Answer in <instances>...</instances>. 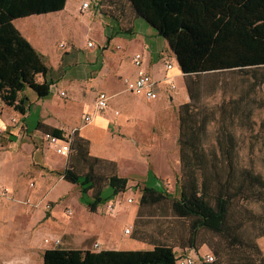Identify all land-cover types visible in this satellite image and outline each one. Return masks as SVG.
I'll list each match as a JSON object with an SVG mask.
<instances>
[{
  "label": "trees",
  "instance_id": "1",
  "mask_svg": "<svg viewBox=\"0 0 264 264\" xmlns=\"http://www.w3.org/2000/svg\"><path fill=\"white\" fill-rule=\"evenodd\" d=\"M127 1L135 17L145 19L166 39L179 61L189 94V101L179 108L181 176L176 192L170 194L162 185L145 184L141 204L170 200L174 215L190 219L189 246L183 255L188 249H198L196 241L203 229L245 250L225 262L220 250L215 249L217 259L200 264H264L257 242L239 233L245 222L242 217L249 210L244 204L258 202L264 206V175L243 161L240 141L228 128V124L238 122L245 125L243 118L250 119L256 110L264 109V0ZM64 7L65 0H0V100L21 114L27 107L22 94L32 90L39 98L47 97L65 70L54 71L46 56L16 28L14 20ZM118 23V32L134 30L123 21ZM206 76L213 80L205 84L202 79ZM219 91L218 103L203 101ZM253 124L249 123L251 127ZM41 127L52 135L64 136L62 129L41 125L38 129ZM211 128L213 141L209 139ZM74 135L68 138L70 149L87 158L89 140L77 132ZM59 174L80 187L81 200L91 212L128 189L129 178L113 172L107 176L110 192L105 193L102 187L89 197L88 191L100 184L94 164L82 174L71 162ZM261 228L259 236L264 235V224ZM177 256L173 245L161 243L153 249L130 251L56 247L43 253V264H177Z\"/></svg>",
  "mask_w": 264,
  "mask_h": 264
},
{
  "label": "rangeland",
  "instance_id": "2",
  "mask_svg": "<svg viewBox=\"0 0 264 264\" xmlns=\"http://www.w3.org/2000/svg\"><path fill=\"white\" fill-rule=\"evenodd\" d=\"M133 14L134 12L131 11L129 17H132ZM57 18L58 16H53L54 20ZM138 22L149 26L143 18H138ZM71 25L65 26L64 32H61L59 25L51 26L48 45L50 47L55 45L56 51L63 52L72 42H82L83 40L87 42L83 30L84 24L79 22V18L72 21ZM67 29L69 31H66ZM141 31H143V27L139 23L135 26L134 32L142 33ZM157 37H159V41L166 42L165 38ZM65 38L70 40H63ZM91 39L90 41L96 44L95 46L100 52V43L97 42L98 38L95 32L91 33ZM157 44L161 43L157 42ZM163 49L168 50L166 47ZM50 61L53 63V58ZM66 61L69 60L66 59ZM66 66V74L69 77L72 73H77L75 69L69 68L68 63ZM121 71L124 78L133 75L134 69L130 57ZM39 79L40 76L37 80ZM202 80L207 84L213 79L206 76ZM120 82L123 84H117L115 80L110 81L108 89H106L110 97L109 108L97 114L93 113L96 93L85 100L74 99L69 95L64 99L70 105L64 106L63 110L61 105L59 110L62 111L69 126L71 125L63 130L64 136L70 138L77 132L84 139L89 140V154L87 158H83L72 149L68 157L61 156L65 160L64 167H53L38 159L33 160L32 164L28 163L27 169L35 175L30 172L23 174L27 179V184L32 187L31 184L34 183L35 188L39 187L38 185H43L41 194L36 198L32 195L24 196L18 189L8 186L12 193L0 207V264H28V261H30L29 264H40L41 253L46 247L49 249L56 247L64 249L91 248L100 251L103 245L98 239L100 238L98 226L103 223H106L107 228L111 230L112 238L109 243H113V245H118L121 242L129 247L140 246L137 249H151L156 244H171L175 247L178 255L189 246L190 219L178 218L174 215L170 200L153 205L140 202L141 191L146 181L150 186L156 182V179L151 176L152 173L150 175L147 173L151 169L161 181L162 188L170 194L176 192L177 178L181 176L178 145L179 108L185 103L186 93L189 96L186 85H183L178 78L176 91L164 92L160 99L149 101L129 92L124 80ZM205 87L206 89L211 88V86ZM86 90V96H88L90 90ZM119 90L122 94L112 95ZM220 97L219 91L216 94L205 96L203 101L214 105L220 101ZM5 107L7 106H0V118H3L2 112ZM86 112L94 114L92 122L89 124L82 122V115ZM98 114L109 120L105 134L94 127V119ZM18 121V117L14 116L12 112L7 121L0 123V179L7 184H10L9 180L13 175L10 174L11 168L24 170L23 163L19 164L17 159L20 155L29 156L30 152L26 147L35 149L41 147L42 151L59 156L53 152L50 146L41 141L43 130L28 133L24 127L19 126ZM36 121L35 116L31 117L28 120V125L35 126ZM243 121L245 125L238 122L235 125L228 124V128L240 141L238 150L243 161L252 164L264 175V109L256 110L250 119L243 118ZM252 121L254 124L251 127L249 123ZM81 126L86 127L84 131L79 130L78 127ZM213 129L209 130V139L212 138V141L215 136ZM83 133L91 138H87ZM95 150L104 154H96ZM95 157L100 161L92 160ZM71 162L75 169L82 174H85L89 170V166L94 164L100 184L88 191L89 197L98 188L104 187L105 192L109 190L106 187L107 176L113 172L129 178L128 189L119 193L115 199L97 207L95 212L86 208V211L90 212L88 221V216H86L88 214L78 207L79 204L82 207L85 206L79 200L80 187L67 182L59 174ZM51 193L57 195L54 201H51L49 197ZM32 201L36 204L33 205ZM111 203L113 209L109 207ZM244 207L249 210L246 208V214L242 217V221L244 219L245 222L240 227L239 233L255 240L264 255V235L259 236L262 232L261 226L264 224L260 222L261 219L264 220V206L258 202H252L244 204ZM91 226L94 227L93 236L86 238V235L89 234L88 231L92 229ZM121 227H123V238L119 234ZM126 229H129V232H126ZM81 230L84 232L81 233ZM111 233L109 231L108 237L111 236ZM45 239H49L50 242ZM51 239H59V243L56 244L55 240L52 242ZM95 243L98 244V247L95 246ZM196 243L199 245L198 249H188V253H192L195 257L209 253L217 259L218 256L214 250L219 249L225 262L238 258L245 251L241 245H230L223 236L209 231V229L200 231Z\"/></svg>",
  "mask_w": 264,
  "mask_h": 264
},
{
  "label": "crops",
  "instance_id": "3",
  "mask_svg": "<svg viewBox=\"0 0 264 264\" xmlns=\"http://www.w3.org/2000/svg\"><path fill=\"white\" fill-rule=\"evenodd\" d=\"M84 1L86 0H65V7L62 10L42 14L34 13L23 18L19 17L14 20L16 28H18L22 32V35L32 43V45L37 49L38 52L46 56L47 63L54 69V71L64 67L65 73L60 76L61 78H59L54 84L51 85V92L47 97L39 98L32 90H27L22 94L24 98H27V107L25 108V114H21L19 111L14 110L12 107H5V110L3 109L2 112L3 118H0L1 124L7 121L13 112L14 116L16 115L18 117L19 126L21 128L24 127L28 133L34 131L36 132L39 130L42 131V127L38 129L39 125L44 127L58 128L62 130H64L67 126L71 127V125L69 126V123L64 118L62 111L59 110L61 105L62 110L64 109V106L70 105L64 100L66 96L69 95L74 99L85 100L96 93V100L97 94H99L100 91L108 93L106 89H108L107 87L108 84H110L111 80H115L117 84H123L120 81H123L125 79V76L123 75L121 69L125 65L129 57L131 59V64L133 65V55H135L136 53H142L143 67L153 77V80L158 82L160 95L155 100L160 99L161 95H163L164 92L176 91L178 88V78L183 83V85H185V76L181 72L176 55L168 48V42L159 41V37L157 36L160 35L156 32L157 30L150 26V24L145 19L144 20L149 24V26H145L143 22H138V18L135 17V15L129 17L130 7L127 0H87L90 2L89 8H83L82 4ZM53 16H58L57 20H54ZM78 18L79 22L84 24L83 30L87 42L86 40L76 43L71 41L72 43L68 45L67 49L63 52L56 51L55 45H53L52 47L48 45V37L50 36L51 26L56 27L59 25L61 27V32H64L65 26H72L71 22L76 21V19ZM119 21H123L125 25L132 26L134 30L135 26L140 23L143 27V31H141L142 33H135L134 30L132 31V33L118 32ZM66 31H69V29H67ZM92 32H95L97 34V42L100 43V52L98 51V48H96V44L94 42L93 47L88 46L89 43L92 42L90 41L92 40ZM63 40L69 41L70 39L65 38ZM157 42H160L161 44H157ZM61 46L64 47L63 45ZM162 47H166L168 50L166 51ZM52 58L53 63L50 61L52 60ZM66 59L69 61H66ZM67 63L70 69H75L77 72L76 74L72 73L70 77L68 74H66ZM167 63H171L173 65V68L171 70L167 69ZM133 69V75L127 78H136L137 69L134 65ZM168 77L174 79V81L176 82L177 88L175 90H172L166 83V79H168ZM223 78H225V76ZM41 80L42 77H40L39 81ZM221 84L222 83L220 82V85ZM86 89L90 90L88 96H86ZM262 89L264 91V84L262 86ZM62 92H65L64 95H61ZM115 94H122V92L119 90L112 95ZM188 101L189 97L186 93L185 103ZM108 108L109 102L108 107L105 110H107ZM88 113L91 112L83 113L82 122H84V116ZM34 116L36 117L37 123H35V126H29L28 120ZM94 122V127L100 129V131L105 134V128H107V126L109 125L108 118L102 117L98 114L96 115ZM86 127L81 126L78 128L79 130L84 131V128ZM42 132L43 133L41 139L43 138V134L46 133L45 131ZM84 136H86L87 138H91L86 134H84ZM106 143L108 144V142ZM26 148L30 152L29 156L24 154L20 155L17 159L19 164L23 163L24 170L20 171L17 168H11V172L13 173L10 172V174L13 175L10 177V184L3 182L2 179H0V182L5 186L18 189V191L24 196L32 195V197L36 198L37 195L41 194L43 185H38L39 187L35 188L34 183L31 184L32 187L27 184V179L24 178L23 174L30 172V170L27 169L28 163L32 164L33 160L38 159L39 161L41 160V162H45L48 165L51 164V166L53 167H64L65 160L61 158V156L63 155L57 154L54 151L53 152L59 156L53 155L47 151H42L43 149L41 150V147L37 149H35L34 147ZM95 153L99 155L104 154L99 152V150H95ZM30 173L34 174L33 172ZM147 173L148 175L152 173L151 176L156 179V182L151 186L162 185L161 181L156 177V174L154 173V171H152V169L148 170ZM146 185L150 186L147 181ZM69 187H71V185H69ZM110 190L111 189L107 190L105 193L110 192ZM11 193L12 191H10L7 197L0 198V207H2V204H4L8 200ZM49 197L51 198V201H54L57 195L51 193ZM79 200L82 201L81 194ZM32 204L34 205L36 203L32 201ZM83 204L85 205L84 207H82L81 204H79L81 206L78 205V207H81V209L87 214L90 213L86 211L87 205L85 203ZM86 216H88V220L90 218L89 214ZM91 227L92 229L88 231L90 235L87 234L86 238L93 236L94 227ZM98 228L100 237L98 239L103 245L102 250H140L137 249L140 248V246H136L134 244V246L129 247L122 244L121 242L118 245L109 243V241L111 240L110 238H112V233L111 230L107 228V224L103 223L102 225L98 226ZM82 231L83 230H81V233ZM109 231L111 233V236L108 237ZM119 234L121 238L124 237L123 227H121ZM45 240L49 241V239ZM51 240L53 242L56 239ZM47 249L49 248L46 247L41 253L40 264H43V253H45ZM29 262L30 261H28V264Z\"/></svg>",
  "mask_w": 264,
  "mask_h": 264
},
{
  "label": "built area",
  "instance_id": "4",
  "mask_svg": "<svg viewBox=\"0 0 264 264\" xmlns=\"http://www.w3.org/2000/svg\"><path fill=\"white\" fill-rule=\"evenodd\" d=\"M83 8H89L90 2L84 1L82 4ZM94 43L90 42L89 47H93ZM133 65L137 69L136 78H125L124 83L129 92H132L133 94L137 96H143L145 98H148V100H155L160 95L159 89H158V82L153 80V77L149 74V72L143 67V55L142 53H136L133 55ZM166 67L168 70H171L173 68V65L171 63H167ZM166 83L170 86L172 90H175L177 88V84L174 81V79L168 77L166 79ZM65 92H62L61 95H64ZM109 95L106 92H99L97 94L96 100H95V110H93L94 114H97L99 111L105 110L108 107L109 102ZM3 103L0 100V106H2ZM93 113H88L84 116V122L85 124H89L92 122V119L94 117ZM1 132V130H0ZM43 142H45L48 146L51 147V149L60 155L67 156L69 155L71 149H70V139L67 137H58L55 135H52L50 132H46L43 134L42 138ZM10 189L8 186L3 185L0 182V198H5L9 195ZM50 205V204H49ZM47 205V207H49ZM112 203L110 204V209L112 207ZM50 208V207H49ZM126 232H129V229H126ZM55 243H59V239L55 240ZM95 246L98 247V244L95 243ZM214 255L205 253L200 254L197 257L193 256L192 253L188 254H179L177 256V264H200L204 262L211 263L214 261Z\"/></svg>",
  "mask_w": 264,
  "mask_h": 264
},
{
  "label": "water",
  "instance_id": "5",
  "mask_svg": "<svg viewBox=\"0 0 264 264\" xmlns=\"http://www.w3.org/2000/svg\"><path fill=\"white\" fill-rule=\"evenodd\" d=\"M178 60V59H177ZM179 62V61H178ZM182 72V71H181ZM183 73V72H182Z\"/></svg>",
  "mask_w": 264,
  "mask_h": 264
}]
</instances>
